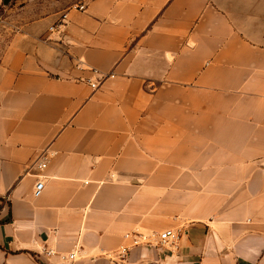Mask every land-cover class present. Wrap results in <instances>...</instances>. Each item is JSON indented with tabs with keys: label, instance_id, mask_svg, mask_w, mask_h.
<instances>
[{
	"label": "crops",
	"instance_id": "1",
	"mask_svg": "<svg viewBox=\"0 0 264 264\" xmlns=\"http://www.w3.org/2000/svg\"><path fill=\"white\" fill-rule=\"evenodd\" d=\"M84 5L19 24L1 58L0 264H264V41L242 27L264 19Z\"/></svg>",
	"mask_w": 264,
	"mask_h": 264
},
{
	"label": "rangeland",
	"instance_id": "2",
	"mask_svg": "<svg viewBox=\"0 0 264 264\" xmlns=\"http://www.w3.org/2000/svg\"><path fill=\"white\" fill-rule=\"evenodd\" d=\"M90 0H0V62L3 52L12 37L17 34L19 24L38 20L45 15L64 12L85 4ZM238 9L240 12L258 13L264 19V0H223V7ZM62 17V16H61ZM243 30L255 40L264 41V23L252 25L245 22Z\"/></svg>",
	"mask_w": 264,
	"mask_h": 264
},
{
	"label": "built area",
	"instance_id": "3",
	"mask_svg": "<svg viewBox=\"0 0 264 264\" xmlns=\"http://www.w3.org/2000/svg\"><path fill=\"white\" fill-rule=\"evenodd\" d=\"M76 9L80 10V11H84L85 10V5H79L76 7ZM66 20H67V14H63L61 19L59 20V22L51 27V31L55 30V29H60L61 27H63L66 24ZM90 85L91 87L96 90L99 88L100 83H95L90 81ZM45 166V165H43ZM44 187H45V183L43 180H39L36 185H35V189H34V196L36 198L41 197V195L43 194L44 191ZM156 236V234L153 235H144V234H139V233H133V234H128L126 235L127 238H132L133 240V244L134 246H139L141 244H151L152 241V237ZM159 239H160V243L161 244H166L167 242H169L170 240H174L177 238L176 233L173 230H167L161 234L158 235ZM129 252V248L128 247H122L120 250V255L125 258L127 256ZM54 253L52 251L47 252V255L51 256ZM75 258V254H72L69 259L73 260Z\"/></svg>",
	"mask_w": 264,
	"mask_h": 264
},
{
	"label": "water",
	"instance_id": "4",
	"mask_svg": "<svg viewBox=\"0 0 264 264\" xmlns=\"http://www.w3.org/2000/svg\"><path fill=\"white\" fill-rule=\"evenodd\" d=\"M5 3L7 4V0H5Z\"/></svg>",
	"mask_w": 264,
	"mask_h": 264
}]
</instances>
